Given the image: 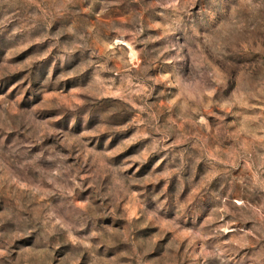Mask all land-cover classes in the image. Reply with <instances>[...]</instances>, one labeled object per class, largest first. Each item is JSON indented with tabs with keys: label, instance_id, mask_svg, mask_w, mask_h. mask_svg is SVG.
I'll list each match as a JSON object with an SVG mask.
<instances>
[{
	"label": "rangeland",
	"instance_id": "374dc122",
	"mask_svg": "<svg viewBox=\"0 0 264 264\" xmlns=\"http://www.w3.org/2000/svg\"><path fill=\"white\" fill-rule=\"evenodd\" d=\"M0 264H264V0H0Z\"/></svg>",
	"mask_w": 264,
	"mask_h": 264
}]
</instances>
